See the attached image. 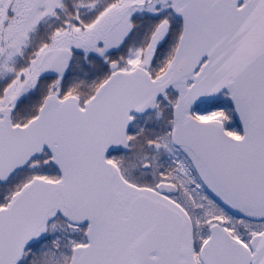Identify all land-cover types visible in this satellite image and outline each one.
Returning <instances> with one entry per match:
<instances>
[{
  "label": "snow or ice",
  "instance_id": "snow-or-ice-1",
  "mask_svg": "<svg viewBox=\"0 0 264 264\" xmlns=\"http://www.w3.org/2000/svg\"><path fill=\"white\" fill-rule=\"evenodd\" d=\"M0 264H264V0H0Z\"/></svg>",
  "mask_w": 264,
  "mask_h": 264
}]
</instances>
